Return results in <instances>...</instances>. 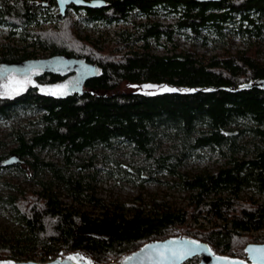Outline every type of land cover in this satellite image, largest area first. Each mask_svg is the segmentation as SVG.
<instances>
[{"label": "trees", "instance_id": "16d2710c", "mask_svg": "<svg viewBox=\"0 0 264 264\" xmlns=\"http://www.w3.org/2000/svg\"><path fill=\"white\" fill-rule=\"evenodd\" d=\"M107 2L85 11L110 20L135 8L156 13L153 5L165 3L164 13L178 19L149 20L111 36L99 31L89 40L68 14L53 12L54 0H0V26L8 28L0 64L46 51L91 69L72 93L40 90V84L62 79L55 69L15 94L0 93V120L19 124L9 125L7 141L0 139V192L8 189L0 193V204L9 206L18 225L0 229V259L81 253L107 264L146 242L177 235L204 240L214 253L245 258L248 243L264 242V59L251 46L207 55L194 43H223L228 35L251 45L252 38L264 42V0ZM60 19L58 29H30ZM18 32L24 41L34 38L20 44ZM176 34L193 44L180 49ZM109 38L113 43L104 45ZM124 82L190 91H125ZM204 149L223 162L214 170H184L187 161L204 157ZM121 156L134 164L124 165ZM100 171L105 180L163 183L185 193L186 202L177 205L156 194L105 199L97 194ZM15 172L28 187L3 179Z\"/></svg>", "mask_w": 264, "mask_h": 264}, {"label": "rangeland", "instance_id": "374dc122", "mask_svg": "<svg viewBox=\"0 0 264 264\" xmlns=\"http://www.w3.org/2000/svg\"><path fill=\"white\" fill-rule=\"evenodd\" d=\"M55 14L58 13L57 8H54ZM62 17H65L66 15H61ZM68 17L71 20V23L76 30V32L85 37V35H89L91 38L97 37L96 31L90 30V29H84L83 28V20L79 17V15L74 14L73 11H70L68 14ZM178 17L176 15H170L168 17H161L160 21L168 24V23H175L177 21ZM62 24V20H57V21H52V22H45L41 26H32L33 31H37L40 28L42 29H58L60 25ZM8 35V28L5 26H0V41H4V39ZM109 36L113 35L112 32L108 33ZM105 36V35H104ZM178 38V42L181 44L180 47H189L191 46L192 40L187 39L183 37V35H176ZM14 38L16 41H18L20 44H26L30 43L34 36L29 35V37L26 39V41L20 39L21 35L19 32L14 35ZM104 38V37H103ZM112 38H115L113 36ZM109 38L105 42H103L104 45H110L113 43V39ZM112 39V40H111ZM252 45L250 43H246L245 38H239L236 36L235 38H232L231 36H226L225 40L223 43L219 42H214L211 43L209 42L206 46H202L199 44V41L194 43V46L197 51H204L207 55L211 54L213 52H222L223 48L224 50H228L230 52H235L236 50H245L247 48H252L253 50H257V55L259 59L263 60L264 59V42H261L257 39H251ZM182 49V48H180ZM159 52H162V50H159ZM49 52L46 51H39L38 52V57L43 58V57H49ZM51 61H55L54 59H50ZM58 61H61V59H57ZM81 63V61H79ZM86 66L83 64V68ZM3 70H0V73ZM20 82V83H16ZM31 82L30 79L27 78L26 74H21V73H16V72H7V73H2L0 74V93L3 95H12L15 94L21 90H23L29 83ZM9 85L8 89L4 88V85ZM259 84L262 86L264 84V81H260ZM64 86L63 84H57V85H50V84H40V90L48 93H63L64 92ZM151 86V87H147ZM121 90L125 91H133V92H142V93H157V92H162L166 91L168 89H177V90H182V91H190V89L187 88H179L167 84H148V83H129V82H124L121 84L120 87ZM26 117L21 120L20 123H25L27 119L29 118L28 116L25 115ZM9 122V123H8ZM5 122L4 119L0 120V139L3 138L4 140H8L9 138L7 137L9 131H10V126L13 125L15 127H18V123L14 120ZM27 128V127H26ZM204 152V157L203 158H195L194 160H189L183 167L184 170H191V171H196L198 169H201L202 167H207L210 170H214L219 164L223 162L224 159H221L218 157L217 153H210L207 149L203 150ZM42 155L46 159H57V155L55 153H46L42 152ZM83 156V154H82ZM121 159H123L124 165H130L132 166L134 162L130 161L129 159H126L125 156H121ZM136 160V158H134ZM13 178H11L12 174L11 173H4L3 179H11V182H16V183H21L23 186L28 187V180H25V178L22 175H17L16 172L13 173ZM17 175V176H16ZM146 175V174H144ZM98 182H97V194L105 199H111V198H119L121 200H131L137 195H141L142 197L148 198L149 195L151 194H156L157 196H165L166 199L173 200L177 203V205H182L183 203L186 202L185 200V193L183 192H178L173 189L167 188V186L163 183H159L157 181H144L142 182V185H136L132 183H125L121 181L118 178H111L108 180L104 179V173L103 171H100L98 173ZM1 180V179H0ZM8 192V189L6 188L2 190L3 195H5ZM167 193V195H166ZM84 208L90 209L88 205H86ZM202 221V220H201ZM205 223V222H204ZM195 224H193L194 226ZM2 228H8L9 230H16L18 228V225L12 215L11 209L9 208L8 205L6 207L2 206L0 204V229ZM198 261V258L192 260V263H195ZM185 264V263H184Z\"/></svg>", "mask_w": 264, "mask_h": 264}, {"label": "water", "instance_id": "95a60500", "mask_svg": "<svg viewBox=\"0 0 264 264\" xmlns=\"http://www.w3.org/2000/svg\"><path fill=\"white\" fill-rule=\"evenodd\" d=\"M58 4L61 15H65V7L66 5L73 4L75 6H86L91 8H98L101 6L102 1L93 0L90 2H86L84 0H55ZM65 60V59H64ZM50 62V59H28L19 62H11L4 63L3 66L8 69H16L23 67H30L32 65ZM264 88V84L262 85ZM15 159L12 157L10 161H14ZM195 243H187L192 242ZM152 246V247H148ZM170 248L175 249L177 251H186L189 255L184 259L174 258L161 262L159 260L157 249L158 248ZM249 248H264V242L262 243H248L244 247V252L246 255L245 259L238 257H228L223 255H217L213 253L211 247L208 242L204 240H197L183 235L170 236L164 239L159 240H151L143 244L140 248L128 254L121 261H111L107 264H183L189 259L199 256L200 261L198 264H224V259L226 258L229 261L240 262V264H264V261H260L259 259H254V257H258V253H249ZM68 257H75L74 260H69ZM128 257H133L132 260H128ZM0 264H99L88 259L87 256L81 253L69 254L66 256H56L53 259L46 262H38L33 259L29 260H14L3 258L0 259Z\"/></svg>", "mask_w": 264, "mask_h": 264}, {"label": "flooded vegetation", "instance_id": "af4514ba", "mask_svg": "<svg viewBox=\"0 0 264 264\" xmlns=\"http://www.w3.org/2000/svg\"><path fill=\"white\" fill-rule=\"evenodd\" d=\"M55 1V0H54ZM86 2H90L93 0H84ZM102 1V4L98 8H91V7H86V6H75L73 4L66 5L65 7V15L69 14L70 11H73L74 14L79 15V17L83 20V28L90 29L93 31H116V30H123V29H128V30H134L137 28V25L142 23V22H147V21H158L160 23H163L160 21L161 17H168L170 15H176L173 12L170 15L165 14V3H156L153 5V8L156 9V13H142L139 11L137 8L129 11L128 15L125 18H113L110 20H105L103 18L100 19H95L94 17H91L88 15V13L85 11L86 8L90 9H101L105 8L108 5L107 0H100ZM199 2H219L221 0H197ZM58 10V13L61 15L60 8L58 4L55 1V7ZM53 8V12H55ZM166 24V23H163ZM169 24V23H168ZM39 59H54L55 61L46 62V63H40L36 65H32L30 67H21V68H16V69H8L3 66L4 63H11V62H19V61H11V62H2L0 64V70H3L0 74L2 73H7V72H16V73H21V74H26L27 78L31 80L33 83L36 80V77L40 75L43 71L47 69H55V70H60L62 71V79L56 83L50 84V85H59L63 84L64 86V92L63 93H72L74 91H77L78 88L81 87L82 81L84 76L90 74L91 69L90 68H83V62L79 61H70L67 60L68 58L64 57H54L50 56L49 57H43ZM34 59V58H32ZM37 59V58H35ZM57 59H61V61H58ZM65 59V60H64ZM30 82V83H31ZM214 253V252H213ZM217 255H223L227 256L224 254H218ZM246 256V255H245ZM198 258V261L195 263H192L191 261ZM228 257H233V256H228ZM246 258V257H245ZM242 258V259H245ZM200 261L199 256H195L188 261L185 262V264H198ZM184 264V263H183Z\"/></svg>", "mask_w": 264, "mask_h": 264}, {"label": "snow or ice", "instance_id": "6c2138e0", "mask_svg": "<svg viewBox=\"0 0 264 264\" xmlns=\"http://www.w3.org/2000/svg\"><path fill=\"white\" fill-rule=\"evenodd\" d=\"M16 83H20V82H16ZM147 87H151V86H147ZM5 89L9 88V85H4ZM174 91V89H172ZM187 243H195L194 241L192 242H187ZM148 247H152V246H148ZM249 253H258L259 256L258 257H254V259H259L260 261H264V248H249L248 249ZM157 254L159 257V260L161 262L165 261V260H169V259H174V258H179V259H184L186 258L189 253L186 251H177L175 249H170L167 247L164 248H158L157 249ZM69 260H74L76 259L75 257H68ZM133 257H128V260H132ZM224 259V264H240V262H236V261H229L226 258H221Z\"/></svg>", "mask_w": 264, "mask_h": 264}, {"label": "built area", "instance_id": "2783aa9c", "mask_svg": "<svg viewBox=\"0 0 264 264\" xmlns=\"http://www.w3.org/2000/svg\"><path fill=\"white\" fill-rule=\"evenodd\" d=\"M164 23V22H163ZM172 24V23H170ZM108 32H114V31H108ZM96 35L98 36L99 35V31H96ZM178 35V34H176ZM175 35V37H176ZM177 38V37H176ZM180 43H179V48H182V49H186V48H189V47H180ZM54 257H52L51 255H47V256H44L43 254L39 253L38 255H36L34 258H32L33 260L35 261H38V262H46V261H49L51 259H53Z\"/></svg>", "mask_w": 264, "mask_h": 264}]
</instances>
